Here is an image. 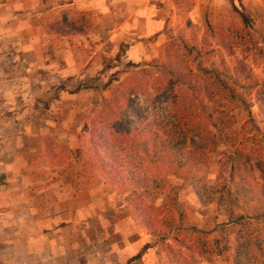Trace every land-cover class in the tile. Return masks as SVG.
<instances>
[{
	"label": "trees",
	"instance_id": "16d2710c",
	"mask_svg": "<svg viewBox=\"0 0 264 264\" xmlns=\"http://www.w3.org/2000/svg\"><path fill=\"white\" fill-rule=\"evenodd\" d=\"M61 17L73 35L85 36L92 28L87 13L67 11ZM241 18L245 27L222 26L201 42L195 38V45L184 38H169L162 61L130 65L135 71L123 82L107 81L105 88L115 81L119 85L109 89L110 96L102 99L89 120L88 159L95 176L126 194L135 216L155 235L160 233L157 228L164 207L156 209L147 203L152 193L167 187V179L175 176L189 181L201 201L211 202L217 187L209 185L203 174L210 145L218 144L224 131L233 133L230 111L248 110L247 94L255 93L264 117V81H258L245 61L231 66L226 58L240 48L255 61L264 59V28L252 33L249 18L244 14ZM125 52L121 47L117 57ZM245 81L250 85L246 92L242 91ZM100 90L99 86L80 85L70 94ZM44 149L58 165L64 162L65 155L56 152L50 137L45 139ZM226 160H231L230 154ZM228 173L232 183L239 178L235 193L230 187L224 190L231 202L254 203L263 212L260 218L264 222V185L248 164L233 157ZM247 218L240 216L238 222L243 224ZM165 219L168 226H174V215L165 214ZM254 234L246 226L241 230L232 264H258L254 252L264 250V229ZM151 248L145 244L127 264L141 260ZM183 248L166 245L170 264H197L192 249Z\"/></svg>",
	"mask_w": 264,
	"mask_h": 264
},
{
	"label": "rangeland",
	"instance_id": "374dc122",
	"mask_svg": "<svg viewBox=\"0 0 264 264\" xmlns=\"http://www.w3.org/2000/svg\"><path fill=\"white\" fill-rule=\"evenodd\" d=\"M176 1L177 18L167 23L166 33H158L163 35L164 44L160 43L152 50L149 42L158 36L154 39L146 38L136 50L138 54L150 52L157 56L156 58L133 62L127 57L131 41L121 44L118 48L108 45L105 54L98 51L94 55L88 67L94 70L82 83L75 85L71 82L72 79L63 82L59 76L49 74L46 84L42 86L45 91L43 100L38 105L33 103L37 109L48 111L44 142L50 137L54 141L56 152L65 155L64 162L58 165L57 160H51L43 148L35 160L37 163L31 166L32 174L43 177L38 183L44 184H38L36 189H51V194L43 201L55 203L57 199L52 196L54 191L65 193V198L70 197L73 192H96V211L101 215L97 214L93 228L89 231V250L80 246L79 264H120L125 255L122 252L125 244L134 243L140 238L152 245L156 264H170L165 251L166 245L176 249L190 247L197 258V264H232L237 238L244 226L249 228V232L254 231V235L264 229V222L260 218L263 212L257 205H243L242 202L233 204L224 192L230 187L235 193L239 182V178H236L232 183L228 173L232 157L243 165L248 164L252 174L264 185V117L259 111L255 93L247 94L248 110L230 111L233 133L224 131L218 136V144L210 145L208 166L203 175L209 185L217 187L218 192L215 193L214 199L211 198V202L201 201L189 181L175 176L167 179V187L155 190L147 199V203L156 209L164 207V213L160 216L162 223L157 228L160 231L158 235L153 234L135 216L127 195L95 176L96 173L91 168L87 149L89 120L100 108L102 99L110 96L109 89L117 87L135 71L130 65L150 63L155 59L162 61L166 43L171 37L184 38L188 43L195 45V38L201 42L207 37V33L219 31L222 26L225 29L243 28L245 26L242 14L249 18V31L252 33L264 28V0ZM51 25L54 29L59 23L53 21ZM74 38L72 37L71 41ZM121 47H125L127 51L125 56L118 58ZM77 48L87 57H91L95 52L94 46L92 49H85L83 46ZM226 58L231 66L237 61H245L258 81H264V59L255 61L252 54L240 48L233 57ZM214 60L220 62L216 58ZM111 79L119 80V83L115 81L110 88H105L107 81ZM243 83L245 88H242V91L246 92L250 85L247 81ZM80 85L99 86L101 90L70 94ZM229 154L231 160H226ZM225 164L227 171L223 170ZM222 171L224 175L221 176ZM50 176H53L51 182L48 181ZM165 214L167 217L175 216L173 227L166 224ZM240 216L248 217L243 222L244 225L238 222ZM111 246L112 250L109 249ZM254 257L258 264H264V250L255 251Z\"/></svg>",
	"mask_w": 264,
	"mask_h": 264
},
{
	"label": "crops",
	"instance_id": "0c3cea01",
	"mask_svg": "<svg viewBox=\"0 0 264 264\" xmlns=\"http://www.w3.org/2000/svg\"><path fill=\"white\" fill-rule=\"evenodd\" d=\"M177 5L176 0H0V264H79L80 246L89 250V231L101 215L94 190L67 198L54 191L51 204L43 201L51 189H36L43 177L32 174L31 166L44 148L49 115L35 104L44 98L48 75L78 85L92 74L88 67L98 51L105 54L108 45L129 41V60L156 58L136 50L146 38L158 36L149 42L152 50L164 44L158 33L175 21ZM67 11L89 15L87 35L65 34L71 33L61 17ZM53 21L59 23L54 29ZM79 46H94L95 52L87 57ZM145 244L143 238L125 244L120 264ZM132 264H156L155 251Z\"/></svg>",
	"mask_w": 264,
	"mask_h": 264
}]
</instances>
